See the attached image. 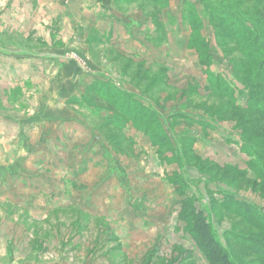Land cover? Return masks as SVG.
<instances>
[{
	"label": "rangeland",
	"instance_id": "obj_1",
	"mask_svg": "<svg viewBox=\"0 0 264 264\" xmlns=\"http://www.w3.org/2000/svg\"><path fill=\"white\" fill-rule=\"evenodd\" d=\"M22 1L8 16L12 1L0 0L2 29L15 34L0 44L32 51L36 67L11 84L0 74V114L49 106L80 122L67 149L66 125H54L49 150L38 142L25 161L0 144V264H208L180 220L185 202L236 264H264V0H113L128 21L104 33L69 21L71 0ZM139 13L144 22L129 21ZM75 64L82 94L62 103ZM161 210L180 228L148 224Z\"/></svg>",
	"mask_w": 264,
	"mask_h": 264
},
{
	"label": "crops",
	"instance_id": "obj_2",
	"mask_svg": "<svg viewBox=\"0 0 264 264\" xmlns=\"http://www.w3.org/2000/svg\"><path fill=\"white\" fill-rule=\"evenodd\" d=\"M12 2H9L7 4V9L12 8L11 6L13 5V9L8 10L6 13H8V16H11V14L13 12H18L19 7H21V4H23L22 0H11ZM31 10L32 7H36L39 4L38 0H29L28 1ZM113 0H71L70 3L66 2L65 6H68L70 9L72 8L73 11L71 13H69V21L71 22H77L78 24H80L81 26H77V27H81L85 28L86 27V22L88 23H93V25H89V26H93L94 28H97V30L101 31V33L107 32V31H103V30H108L110 32L112 31V25L113 22L115 21H119L122 24L128 21V15L127 14H122L120 13V15L115 14L113 12ZM5 9V10H7ZM69 11V9H68ZM14 14V13H13ZM118 15V16H117ZM142 13L139 14H135V15H131L129 18V21L131 22L133 19L136 20L137 22H144L147 18L146 15H143V17L145 18L143 20V17L141 18ZM163 15L160 14L159 17L157 18V21H159L162 24V28L164 26V30L165 32L167 31V27L165 24L167 22V17H165V19L162 17ZM34 16L30 15V19H32ZM117 17V20H115L114 18ZM35 18V17H34ZM33 22L36 21L35 19H32ZM149 21V20H148ZM2 20H0V38H4V37H13L15 36V34H11L10 31L8 29H2V24H1ZM99 22L103 23L104 25H99ZM175 25V24H174ZM37 28V26H35ZM176 27V25H175ZM172 27H170V31H171ZM76 31L79 32V28L75 29ZM127 32V30H125ZM30 32H33V34H30ZM28 33V35H34V31H30ZM132 33V32H131ZM131 33H129L131 35ZM124 34V32H123ZM127 34V33H126ZM112 36L110 37V44H112L113 39H115V36L113 35V33L111 34ZM128 35V34H127ZM125 36V35H124ZM129 36V35H128ZM121 38V36H120ZM0 74L1 77L5 78L4 81L2 82H6L11 84V79L9 78V76H16L19 74H23V72H27L30 71L31 73L34 72V68L36 67V63H32L30 60L31 57V52L29 50V55H30V59H26L23 58L25 56L20 55L22 52L18 51H6L3 50L4 47L6 49H8V46H2V44H0ZM129 47H131L132 49H127L128 52H136L134 49H137V46H133V45H129ZM5 51V52H3ZM26 52V51H24ZM131 53V54H132ZM16 55V56H15ZM28 55V53H27ZM128 56V55H127ZM130 56V55H129ZM22 57V58H21ZM6 59V61H8L9 63L6 65L4 63L1 62V60ZM27 60H30L28 62H26ZM12 61H20L19 65H12ZM22 62V63H21ZM26 62V63H25ZM23 63H25L23 65ZM66 65V64H65ZM23 67L22 69H19ZM26 67V68H25ZM66 68V67H65ZM75 68L76 71L69 73L68 69H66L65 71V75H64V82L65 85L67 87H72V91L68 92V95L64 96L62 99V103H65L69 97H71L72 95H74L76 92V94L80 95L82 94L79 89L77 90L76 88L81 86L84 82L85 79H83V76L81 75V73L79 72L77 65L75 64ZM102 71H95L93 74L95 76H104L103 74H101ZM0 77V78H1ZM32 81L30 79H26L23 81L22 85L19 84H15L12 87H8V92H10V90H14L15 88H21L23 86H26L28 84H30ZM50 86L52 85V83H49ZM53 86V85H52ZM66 87V88H67ZM14 88V89H13ZM7 89H4L3 91L6 92ZM129 88H126V90L128 92L133 93L131 90H128ZM71 90V89H70ZM22 91H24V89H22ZM64 93V92H62ZM61 93V94H62ZM65 95V94H63ZM3 96L0 94V99L2 100ZM45 101V100H44ZM47 101V99H46ZM45 110L49 113H42L43 110H39V109H35L32 112L28 113H24V115L21 116H12V115H8V114H0V144L2 146H4V151L7 150H12L11 152H14L15 154V159L20 160L22 158V161L25 159H27L28 157H30V155L34 154L35 151H37L35 148L39 145L38 142L41 145H45L47 148V145L49 144V141L51 139L54 140V137H52L53 134V127L54 125H58V124H65V130H63V132L61 133L62 138L60 141L61 147H63L64 149H67V140L69 138L68 135V126L70 123H73L72 121L77 120V122H80L79 119H75V118H71V115L69 113V111L67 112V114H61V115H57V111L55 112L53 110V108H49V106H45ZM22 113V112H20ZM102 113V112H101ZM107 112H103L102 114H106ZM48 114V115H47ZM99 119H101V117H99ZM83 127L81 126V129ZM35 130V131H34ZM36 132L35 135V139H36V146L33 147V143L29 138L27 137V134H29V132ZM125 138H127L129 141L130 139L125 136ZM133 139V138H132ZM208 140V141H207ZM205 141H200L197 139V142H201L204 146V148H208L209 144H213V142H211V139H207ZM59 141L56 142L55 145H52V147L55 149L57 148V143ZM7 144V145H6ZM82 146H86V142H82L79 143ZM100 145L99 142H97V146ZM7 146V147H6ZM74 146V145H73ZM47 150H49L47 148ZM18 152V153H17ZM102 155V154H101ZM203 156H205V154H203ZM104 158H106L105 156H103ZM115 153L113 151H111L110 153V159L115 160ZM107 166V165H106ZM108 168V167H107ZM104 167V172L105 174L108 176L110 174H114V176L116 177L117 174L112 173V169L110 167V169H107ZM115 171L117 172V170L115 169ZM124 174V173H123ZM122 174V175H123ZM159 209V208H158ZM161 216L158 215V217H154L153 216V212L149 211V217L147 219H145L146 221H148V224H154V225H160L162 228L165 227V225L171 223L170 220L166 219V214L165 212H163V210H161ZM176 220V219H175ZM177 221L172 222L171 224L174 225V229L176 228H180L179 223H177ZM157 227V226H156ZM182 233V231H181Z\"/></svg>",
	"mask_w": 264,
	"mask_h": 264
},
{
	"label": "trees",
	"instance_id": "obj_3",
	"mask_svg": "<svg viewBox=\"0 0 264 264\" xmlns=\"http://www.w3.org/2000/svg\"><path fill=\"white\" fill-rule=\"evenodd\" d=\"M235 34L238 36L240 33L236 31ZM235 34L233 33L231 36L229 35V37ZM118 107L117 110L122 111L120 105ZM117 118L121 119L122 116L119 115ZM107 119L108 121L113 120L118 122L115 118L108 117ZM236 203H238V201H236ZM180 220L187 221L190 227L191 237L198 249L204 254L208 264H236L213 235L203 210L195 208L192 203L185 202L181 207Z\"/></svg>",
	"mask_w": 264,
	"mask_h": 264
}]
</instances>
